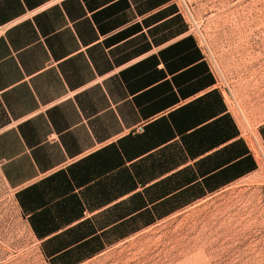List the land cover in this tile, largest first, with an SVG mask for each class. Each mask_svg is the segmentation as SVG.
Instances as JSON below:
<instances>
[{
	"label": "crops",
	"instance_id": "0c3cea01",
	"mask_svg": "<svg viewBox=\"0 0 264 264\" xmlns=\"http://www.w3.org/2000/svg\"><path fill=\"white\" fill-rule=\"evenodd\" d=\"M253 149L179 0H0V174L47 264L225 198Z\"/></svg>",
	"mask_w": 264,
	"mask_h": 264
},
{
	"label": "rangeland",
	"instance_id": "374dc122",
	"mask_svg": "<svg viewBox=\"0 0 264 264\" xmlns=\"http://www.w3.org/2000/svg\"><path fill=\"white\" fill-rule=\"evenodd\" d=\"M260 166L225 198L169 219L91 264H253L264 259V0H179ZM255 143V144H254ZM0 264H47L0 174Z\"/></svg>",
	"mask_w": 264,
	"mask_h": 264
},
{
	"label": "built area",
	"instance_id": "2783aa9c",
	"mask_svg": "<svg viewBox=\"0 0 264 264\" xmlns=\"http://www.w3.org/2000/svg\"><path fill=\"white\" fill-rule=\"evenodd\" d=\"M143 129H144V124H143V125H140V126L137 128L138 133H142V132H143Z\"/></svg>",
	"mask_w": 264,
	"mask_h": 264
}]
</instances>
